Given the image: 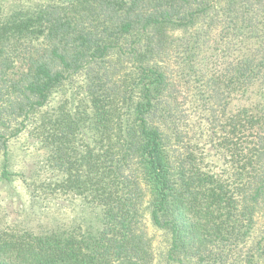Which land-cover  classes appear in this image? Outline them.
I'll use <instances>...</instances> for the list:
<instances>
[{"label": "trees", "instance_id": "obj_1", "mask_svg": "<svg viewBox=\"0 0 264 264\" xmlns=\"http://www.w3.org/2000/svg\"><path fill=\"white\" fill-rule=\"evenodd\" d=\"M261 99L264 0H0V184L98 210L38 233L0 192V264H157L147 220L161 264H264Z\"/></svg>", "mask_w": 264, "mask_h": 264}, {"label": "rangeland", "instance_id": "obj_2", "mask_svg": "<svg viewBox=\"0 0 264 264\" xmlns=\"http://www.w3.org/2000/svg\"><path fill=\"white\" fill-rule=\"evenodd\" d=\"M175 34L178 35L179 33ZM251 100L252 98L248 100V96L233 94L229 109L232 108L234 110L237 106L241 107L242 105H245V107L249 106ZM260 102H264V99H261ZM10 159L14 172H20L25 167V164H28L27 166L32 168L31 170L40 168L43 169L42 173L44 176H49V172L44 165L42 151L34 152L33 149H29L25 139H18L10 144ZM28 174L30 175L29 170ZM37 179L39 180V178ZM13 190L17 193V196L13 193ZM0 192L1 199L8 198V195L11 198L10 203L12 202L13 211L15 212L14 222L16 221L20 223L21 227L38 233L59 226L68 228L71 224L84 226L89 222H95L97 218L98 210H94L93 206L81 197L51 193L38 189L36 198H33L28 194L20 179H17L12 184V187L5 185L3 188L0 184ZM7 204V202H4L2 207L5 208ZM146 231L154 239L153 247L157 256V264H161V256L166 251L163 237L155 228L151 227L148 220L146 222Z\"/></svg>", "mask_w": 264, "mask_h": 264}]
</instances>
